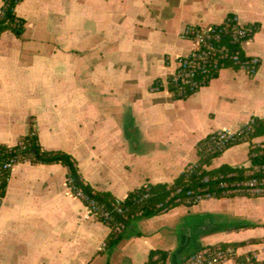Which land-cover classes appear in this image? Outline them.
<instances>
[{
	"label": "crops",
	"instance_id": "1",
	"mask_svg": "<svg viewBox=\"0 0 264 264\" xmlns=\"http://www.w3.org/2000/svg\"><path fill=\"white\" fill-rule=\"evenodd\" d=\"M15 12L22 33L0 35V144L17 145L33 126L41 146L72 155L97 191L125 199L147 184L170 187L210 134L264 118V0H20ZM230 16L253 27L242 51L260 58L256 74L225 67L186 98L158 88L195 46L184 29ZM253 143L264 148V135L232 144L205 168H250ZM68 178L62 163L12 166L0 205V264H149L154 250L167 253L159 264H183L218 245L234 250L220 264H264V196L212 195L138 214L114 240ZM230 204L255 211L234 221L240 215Z\"/></svg>",
	"mask_w": 264,
	"mask_h": 264
},
{
	"label": "built area",
	"instance_id": "2",
	"mask_svg": "<svg viewBox=\"0 0 264 264\" xmlns=\"http://www.w3.org/2000/svg\"><path fill=\"white\" fill-rule=\"evenodd\" d=\"M0 15H3V12ZM252 33V26L240 24L234 17H228L223 23L210 27L194 24L187 26L181 35L183 38L194 41L195 46L189 54L178 57L173 73L166 80L157 83L158 88L167 90L175 98H186L209 84L223 68L228 67V64L231 63L245 69L249 75H255L258 71V65L261 63L260 58L250 57L245 60L242 58V45ZM232 46H239L241 49H233ZM252 121L250 120L249 123L236 131L227 128L217 130L202 140L199 145L200 159L188 164L184 170L186 178H191L198 170L205 168V164L202 166L200 163L204 156L217 155L224 152L232 144L249 141ZM16 163L17 160L12 159L5 162L3 166L5 169H11ZM233 175L241 178L229 181L225 179L223 174L214 177L215 180H219V187L224 189L225 194L250 193L255 196H264V164L250 166L241 175L231 173L226 177ZM208 180L210 177L206 176L204 181ZM68 181L70 186L74 188L73 179L69 177ZM143 187L145 191L139 200L151 196V185L147 184ZM180 191L181 188H177L171 193V197L176 196L175 194ZM75 193L84 200L90 213L98 220L110 224L115 221V216H121L123 220L119 219L115 223L114 232L119 233L123 230L124 220L127 219L126 210H128L124 206L126 198H115L110 206H103L85 194L81 188H76ZM187 194L190 204L198 203L203 198L212 196L210 193L200 194L194 191H188ZM177 200L179 201L180 198ZM162 206L159 204L158 207ZM106 246L107 242H104L100 248L103 249ZM233 254L232 248L218 245L192 254L183 264H220ZM247 260L252 261L251 258ZM236 264L245 263L237 262Z\"/></svg>",
	"mask_w": 264,
	"mask_h": 264
},
{
	"label": "trees",
	"instance_id": "3",
	"mask_svg": "<svg viewBox=\"0 0 264 264\" xmlns=\"http://www.w3.org/2000/svg\"><path fill=\"white\" fill-rule=\"evenodd\" d=\"M20 0H4L2 6L3 15H0V35L6 30H13L17 34L22 33L24 27V21L16 15L15 8ZM233 17V16H230ZM233 49H241L239 46H232ZM242 58L249 59L242 51ZM236 68H240L238 65L228 64ZM260 64L258 65L259 68ZM252 131L249 133V140H253L255 137L264 135V118L254 117L252 118ZM219 155V154H217ZM217 155H206L201 158L200 163L203 166L210 158ZM16 159L17 162L29 160L32 163H62L69 169V177L73 179V190L76 188H81L85 194L96 200L99 204L103 206H110L111 202L115 200L116 197L112 196L108 192H100L95 190L90 184L85 182L82 178L79 169L77 167L76 161L69 153L62 150H45L39 141L38 134L36 133L33 126L30 132L25 135L20 142L15 146H7L0 144V205L3 196L6 194V189L8 186V181L10 178L11 169H5L4 163ZM250 162L251 166L264 164V148L256 143L252 144L250 149ZM245 170H234L228 165H222L216 169H206L198 170L191 178H186L185 174H181L175 183L168 187L167 185H156L152 186L151 196L147 199L139 200L140 196L144 193V187L138 188L126 197V203L124 206L128 208L126 210L127 219L124 220L125 225L127 221L138 214L144 217H150L168 210L170 207L177 205L180 202H188V191H194L200 194L210 193L211 195L221 197L225 195L224 189L219 187V180H215L214 177L223 174L226 180L235 181L240 179L239 176L226 177L231 173L243 174ZM206 176L210 177V180L204 181ZM177 188H181V191L176 196L171 197V193L176 191ZM177 198H180L178 201ZM162 204V207H158ZM119 219L123 218L121 216H115V221L109 225L113 229V236L116 237L114 240L120 238V234L114 232V225ZM113 240V239H111ZM161 253L160 250H154L150 254L149 264H159L166 260L167 253L162 252L161 255L154 260L156 254Z\"/></svg>",
	"mask_w": 264,
	"mask_h": 264
},
{
	"label": "rangeland",
	"instance_id": "4",
	"mask_svg": "<svg viewBox=\"0 0 264 264\" xmlns=\"http://www.w3.org/2000/svg\"><path fill=\"white\" fill-rule=\"evenodd\" d=\"M250 141L251 140H249V141H240V142H247V143H250ZM239 143V142H238ZM236 195H238L237 193H235V194H225V195H223V196H221V197H227V198H229V197H235ZM176 206H178V205H175V206H172V207H170L169 209H171V208H173V207H176ZM238 206V205H237ZM230 208L231 209H237V211L239 212V214L238 215H240V217L239 216H237L236 217V219L234 220V221H240V222H242V221H245V219L246 218H243L244 216L243 215H246V214H248V213H250V212H253V211H255L250 205H246V204H242V205H239L238 207H233L231 204H230ZM217 212L219 213V214H222L223 216H226L227 215V217H230V215L231 214H228V212H226V211H224V209H222V208H219L218 210H217ZM243 216V217H242ZM239 217V218H238Z\"/></svg>",
	"mask_w": 264,
	"mask_h": 264
}]
</instances>
